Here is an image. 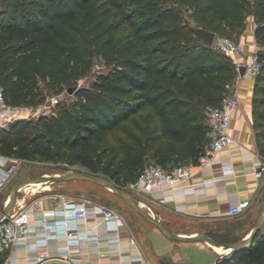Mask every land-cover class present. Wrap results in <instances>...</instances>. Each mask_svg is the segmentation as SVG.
I'll return each mask as SVG.
<instances>
[{"label": "trees", "instance_id": "trees-1", "mask_svg": "<svg viewBox=\"0 0 264 264\" xmlns=\"http://www.w3.org/2000/svg\"><path fill=\"white\" fill-rule=\"evenodd\" d=\"M2 1L0 87L9 102L40 103L42 83L68 90L90 73L97 56L108 66L35 128L29 129L30 119L0 127V154L29 159L41 153L44 139L49 147H77L71 162L92 158L95 173L127 189L146 164H197L212 141L207 108L231 91L236 67L195 34L188 9L198 26L237 37L253 15L263 60L254 128L264 156V0ZM106 133L116 134L118 147L101 144ZM218 264H264V231Z\"/></svg>", "mask_w": 264, "mask_h": 264}, {"label": "crops", "instance_id": "crops-1", "mask_svg": "<svg viewBox=\"0 0 264 264\" xmlns=\"http://www.w3.org/2000/svg\"><path fill=\"white\" fill-rule=\"evenodd\" d=\"M254 25L253 17V24L248 23L238 38L255 41ZM254 87L255 80L248 78L239 87V105L230 127L236 141L208 164L195 165L191 181L175 189L165 185L151 193L134 190L141 204L175 232L189 236L205 232L221 241H235L251 234L264 197V173L262 176L255 173L264 164V156L257 146L254 128ZM6 159L0 154V162L6 164ZM230 167L234 172L227 174L226 169ZM65 182L61 190L35 194L26 202L18 197V201L35 209L31 217L33 225L39 224L43 217H55L51 211L63 207L65 201L84 205L87 215L78 218V226L81 230L92 227L98 237L82 239L77 245L79 249L69 255L61 249L66 244L63 237H51L47 245L42 244L37 249L29 245L33 237L19 239L12 247L2 250L5 254L3 264H85L87 261L92 264H213L217 258L213 252H219L207 241L173 240L139 214L143 233L134 229L121 213L119 229H109L103 213V207H109V198L90 194L87 188H101L107 194L113 191L88 180ZM41 184L44 185L41 190L51 189L49 183ZM9 195L5 196L1 206L8 202ZM241 201L248 202L245 210L229 215L230 207ZM130 237L135 239L136 245L131 243ZM44 250H48L50 257L42 261L39 253ZM67 258L69 263L65 262Z\"/></svg>", "mask_w": 264, "mask_h": 264}, {"label": "built area", "instance_id": "built-area-1", "mask_svg": "<svg viewBox=\"0 0 264 264\" xmlns=\"http://www.w3.org/2000/svg\"><path fill=\"white\" fill-rule=\"evenodd\" d=\"M257 23L253 28L256 31ZM213 47L230 56L235 63L236 74L231 87V94L224 99L220 105H213L207 108V114L211 125L212 141L207 151L200 155L197 164H179L173 168H166L158 163L146 164L138 178L128 185V188L138 192L151 193L165 185L175 189L186 185L195 175V165L204 166L208 164L221 150L236 141L230 132L232 119L238 109V91L245 79L256 80L263 68L260 46L255 41L249 42L240 38H234L225 34H217ZM242 67L245 71L242 72ZM59 96L51 97L41 105L14 104L9 102L4 94L3 87H0V127L10 126L12 123L31 119L35 116H48L53 112L59 102ZM18 163L6 161L0 164V192L8 185L16 173ZM234 172L233 168H227L226 173ZM258 176L264 173V164L255 170ZM248 206V202L241 201L229 209V215L242 213ZM35 209L27 203L17 202L14 212L0 224V250L12 247L19 239L34 238L29 242L31 248L37 249L40 245H47L51 237H63L66 244L61 246L66 255H69L79 248L77 245L82 239L97 238L94 229L81 230L78 226V218L87 215V208L74 202L65 201L63 207L51 211L55 217H43L39 224L33 225L31 217ZM104 219L109 229H119L121 215L110 207H103ZM60 215L61 217H57ZM131 243L136 245L133 237ZM50 257L48 250L41 251L39 258L44 261ZM69 259L65 260L69 263ZM85 264H92L87 261Z\"/></svg>", "mask_w": 264, "mask_h": 264}, {"label": "rangeland", "instance_id": "rangeland-1", "mask_svg": "<svg viewBox=\"0 0 264 264\" xmlns=\"http://www.w3.org/2000/svg\"><path fill=\"white\" fill-rule=\"evenodd\" d=\"M4 7V3L2 0H0V9ZM184 13L186 15L187 21L190 23V25L193 26H198V22L194 19L192 16V12L188 9L184 10ZM252 22L253 24V15L250 13L248 15L247 23ZM229 36H232L234 38H238L236 36V33L233 34H226ZM107 62L100 56L95 57L94 59V65L90 71V73L82 78H80L78 81L73 83V86L80 87V86H90L92 82L95 80L96 75L102 71L107 70ZM43 87V92H44V100L41 101L40 103L35 104L41 105L47 102L48 99L54 96H59V102H65L69 103L75 99L74 93H70L67 88H65L62 91H59V88L56 86H51L45 83H42ZM230 91L227 92L226 94L223 95V99H226L230 95ZM57 105L54 107L53 112L55 113L57 111ZM51 113V114H52ZM39 116H35L30 119L31 121V126L29 129H33L32 127H36L37 124L39 123ZM127 125L131 126V123L128 122ZM8 126H6L7 128ZM118 135L123 136V133L121 130L117 132ZM115 135L116 134H111V133H106L102 137V142L101 144L104 145H114L116 147L119 146V143L115 141ZM98 142L94 141L93 144L96 145ZM79 148L77 147H65L63 149H59L56 146L49 147L47 139L43 140V149L40 154L35 155L29 159L27 158H21L18 156H6L7 159L6 161H13L18 163V169L16 173L13 175L11 180L9 181L8 185L4 188L2 192H0V210L3 208L1 206L3 199L7 194H10V191L12 187L20 180L36 176V175H42V174H61L67 170L70 169H78V170H85L89 172H94L92 169L95 168L94 160L92 158H89L88 161H83L80 160L78 162H71L72 157H76L78 155ZM78 151V152H77ZM5 163V162H0V164ZM96 169V168H95ZM99 172V171H97ZM51 185V189L48 190H41L44 185L39 184V185H33L32 183L29 184L28 186L24 187L21 189L19 193V197L23 200L21 201H28L31 199V197H34L36 194H49L53 191L61 190V185L66 183L65 181H46ZM89 183V182H88ZM99 187V186H97ZM89 189L90 194H99L102 195V197L105 199L108 197L109 198V203L108 206L112 208L113 210L117 211L119 214L121 213L129 222L130 225L137 231L143 233L144 232V227L140 224L139 218H138V213L130 206L128 205L123 199H121L119 196L111 192L110 194H107L105 190H102L101 188H87ZM100 189L104 191L102 194L100 192ZM129 189V188H128ZM37 190H40L36 192ZM131 190V189H129ZM135 195L137 193L134 190H131ZM110 195V196H109ZM138 196V195H137ZM107 198V200H108ZM217 253L213 252V256H216Z\"/></svg>", "mask_w": 264, "mask_h": 264}, {"label": "water", "instance_id": "water-1", "mask_svg": "<svg viewBox=\"0 0 264 264\" xmlns=\"http://www.w3.org/2000/svg\"><path fill=\"white\" fill-rule=\"evenodd\" d=\"M194 32L200 38H202L207 44L213 45L214 39L217 35L215 31L209 30L201 26H195ZM242 72L245 71V68L242 67ZM76 86H71L68 88L70 93H74ZM74 179L88 180L94 182L98 185L105 186L110 188L113 193L122 198L128 205H130L139 215H141L145 220L153 223L164 235L167 237L178 240V241H207L215 245H222L225 247H230V250H241L247 247H250L253 244L254 238L259 233V231L264 229V197L253 227L251 234L243 239H238L235 241H221L215 239L211 235L205 232H199L196 235H182L175 232L167 223L161 220L159 217L154 215L151 211L145 208L138 197L129 189L117 184L111 177L104 174L89 172L85 170L70 169L61 174H42L32 177H28L18 181L11 189L9 195V201L4 205L0 210V224L8 216H10L14 210L18 201L19 193L21 189L31 183L39 181H70ZM221 253L214 261L213 264H218L220 260Z\"/></svg>", "mask_w": 264, "mask_h": 264}, {"label": "bare ground", "instance_id": "bare-ground-1", "mask_svg": "<svg viewBox=\"0 0 264 264\" xmlns=\"http://www.w3.org/2000/svg\"><path fill=\"white\" fill-rule=\"evenodd\" d=\"M44 182H46V181H39V182H35V183H32V184L33 185H39V184L44 183ZM28 185L29 184L25 185L24 187H26ZM8 201H9V199H8ZM207 243L210 244L219 253H223V254L224 253H228L230 251V249H231L230 247H225V246H222V245H215V244H212L210 242H207Z\"/></svg>", "mask_w": 264, "mask_h": 264}]
</instances>
